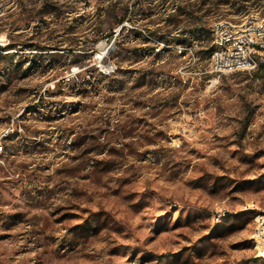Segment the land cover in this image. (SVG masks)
<instances>
[{"label": "rangeland", "instance_id": "374dc122", "mask_svg": "<svg viewBox=\"0 0 264 264\" xmlns=\"http://www.w3.org/2000/svg\"><path fill=\"white\" fill-rule=\"evenodd\" d=\"M56 1L0 0V264H264V59L218 78L209 29L264 0H122L110 49L108 0Z\"/></svg>", "mask_w": 264, "mask_h": 264}, {"label": "built area", "instance_id": "2783aa9c", "mask_svg": "<svg viewBox=\"0 0 264 264\" xmlns=\"http://www.w3.org/2000/svg\"><path fill=\"white\" fill-rule=\"evenodd\" d=\"M213 39L211 56V73L218 78L238 72L258 71L264 59V16L252 13L233 22L228 18L214 20L209 26ZM120 28L115 34L116 39ZM157 46H164L163 42L153 40ZM111 46L109 47V49ZM103 53L104 56L109 52ZM190 49L187 45L177 47L180 55ZM101 63L103 57L99 55ZM102 65H100L101 67ZM3 152L0 146V154ZM260 256L264 258V219L259 222L256 236L254 237ZM128 264H152L140 259L131 260Z\"/></svg>", "mask_w": 264, "mask_h": 264}, {"label": "trees", "instance_id": "16d2710c", "mask_svg": "<svg viewBox=\"0 0 264 264\" xmlns=\"http://www.w3.org/2000/svg\"><path fill=\"white\" fill-rule=\"evenodd\" d=\"M122 0H108L107 1V7L103 8V9H98L96 11V14L98 17H100V19H104V22L106 21V23H109L110 26L109 28L105 31V33H103V30L101 27L96 29V33L97 36H100L101 39H107L110 40L114 37V32L115 29L113 27V25H117V27L120 28V33L122 34V32L127 30V27L123 26V23L129 18L131 9L129 6V3H122ZM34 6L39 9V14H41L42 16H46L47 14L51 15V14H57L59 12V2L56 0H37V2L34 3ZM187 8L182 9L179 6V17L181 16H185L187 17L192 15L191 13H189V11H187ZM77 15H80L78 13H76ZM199 25L196 26L195 29L192 30V34L194 35V38L200 39L203 37V34L205 32V30L203 28H201V24L200 22L198 23ZM119 33L118 37L121 35ZM118 37L116 39V41L118 40ZM99 42V40L95 41V45L92 46L91 48H88L87 50H84L86 54L88 53H94V47L96 46V44ZM160 42H163L162 40ZM192 41H189V44H191ZM180 45H187L186 42L181 43L179 42ZM9 49L13 48L12 46L7 47ZM7 48H2L0 47V57L2 55V52L5 51V49ZM22 49H27V51L35 53V52H43L45 51L44 48H41L38 46V41L37 43H30L28 47H21ZM213 48H211L210 52H212ZM112 54V51L109 52V56Z\"/></svg>", "mask_w": 264, "mask_h": 264}, {"label": "water", "instance_id": "95a60500", "mask_svg": "<svg viewBox=\"0 0 264 264\" xmlns=\"http://www.w3.org/2000/svg\"><path fill=\"white\" fill-rule=\"evenodd\" d=\"M115 42H116V39L113 40L111 47L115 44Z\"/></svg>", "mask_w": 264, "mask_h": 264}]
</instances>
